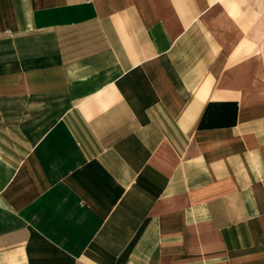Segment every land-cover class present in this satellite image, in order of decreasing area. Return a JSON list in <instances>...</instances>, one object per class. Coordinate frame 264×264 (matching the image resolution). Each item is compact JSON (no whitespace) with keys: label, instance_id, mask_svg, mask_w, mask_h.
<instances>
[{"label":"crops","instance_id":"obj_1","mask_svg":"<svg viewBox=\"0 0 264 264\" xmlns=\"http://www.w3.org/2000/svg\"><path fill=\"white\" fill-rule=\"evenodd\" d=\"M236 4L0 0V264H264Z\"/></svg>","mask_w":264,"mask_h":264},{"label":"rangeland","instance_id":"obj_2","mask_svg":"<svg viewBox=\"0 0 264 264\" xmlns=\"http://www.w3.org/2000/svg\"><path fill=\"white\" fill-rule=\"evenodd\" d=\"M235 11L227 12V17L236 25L245 39L249 56H259L264 60V0H233Z\"/></svg>","mask_w":264,"mask_h":264}]
</instances>
